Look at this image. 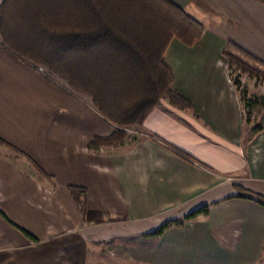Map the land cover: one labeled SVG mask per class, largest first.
I'll use <instances>...</instances> for the list:
<instances>
[{
    "label": "crops",
    "instance_id": "obj_1",
    "mask_svg": "<svg viewBox=\"0 0 264 264\" xmlns=\"http://www.w3.org/2000/svg\"><path fill=\"white\" fill-rule=\"evenodd\" d=\"M170 1L204 27L163 56L187 105L160 101L117 145L91 148L120 129L0 45V264H264V206L247 195L264 196V106L245 118L224 58L264 64V5Z\"/></svg>",
    "mask_w": 264,
    "mask_h": 264
},
{
    "label": "trees",
    "instance_id": "obj_2",
    "mask_svg": "<svg viewBox=\"0 0 264 264\" xmlns=\"http://www.w3.org/2000/svg\"><path fill=\"white\" fill-rule=\"evenodd\" d=\"M258 1L264 5V0ZM203 34V25L170 0L0 2L1 45L89 98L98 113L120 129L111 136L92 139L89 146L94 149L121 143L124 130L140 127L160 101L172 106L187 105L172 90L173 75L163 56L173 39L192 47ZM232 48L255 61L239 48ZM225 54L250 76L264 80V70L250 68L240 58ZM238 79L235 77L233 83L241 89L240 102L249 120L264 106V98L250 95ZM253 130L258 133L261 126ZM69 191L83 213L84 191ZM247 195L264 206V196L250 192ZM207 214V207L200 208L179 221L164 224L153 236H160L169 226L181 227Z\"/></svg>",
    "mask_w": 264,
    "mask_h": 264
},
{
    "label": "rangeland",
    "instance_id": "obj_3",
    "mask_svg": "<svg viewBox=\"0 0 264 264\" xmlns=\"http://www.w3.org/2000/svg\"><path fill=\"white\" fill-rule=\"evenodd\" d=\"M1 45V43H0ZM227 54H231L234 55L235 57L240 58V60H242L245 64H247L250 68H256L259 69L261 71L264 70L263 66L258 63L260 66H258L257 64H255V62L247 57H243L241 56V54H238L237 52H226ZM224 58L226 60L227 63V67H226V75H227V81L228 83H230V85H232L233 87H235V90L238 91L241 90L240 88H237V86L233 83V80L235 77L239 76V79L241 82V87H245V89L247 90V92L250 95H256L257 97H263L264 98V90H262L261 88H259L258 82L260 80L256 79L254 76H250L247 72L243 71L242 67H239L235 64H233V62L230 60V58L228 57V55H224ZM42 71V73L46 76H48L50 79L58 82L59 84H61L63 87H65L68 91L73 92L75 95L77 96H82L81 94L72 91L71 89H69L66 84L64 82H62L60 79H58L56 76L50 75L48 74L45 70H40ZM261 85V84H260ZM85 99V98H84ZM142 126V125H141ZM140 126V127H141ZM127 130V129H126ZM127 133L129 134H134L136 135L137 133L132 132V130H128ZM141 133V132H140ZM144 134V133H143ZM139 135V133L137 134ZM139 137H142L141 135ZM263 264V263H262Z\"/></svg>",
    "mask_w": 264,
    "mask_h": 264
},
{
    "label": "built area",
    "instance_id": "obj_4",
    "mask_svg": "<svg viewBox=\"0 0 264 264\" xmlns=\"http://www.w3.org/2000/svg\"><path fill=\"white\" fill-rule=\"evenodd\" d=\"M239 82H241V81L239 80ZM260 84H261V85H260ZM258 85H259V88H261L262 90H264V80L259 81V82H258Z\"/></svg>",
    "mask_w": 264,
    "mask_h": 264
}]
</instances>
